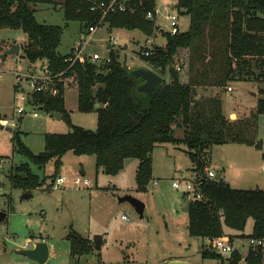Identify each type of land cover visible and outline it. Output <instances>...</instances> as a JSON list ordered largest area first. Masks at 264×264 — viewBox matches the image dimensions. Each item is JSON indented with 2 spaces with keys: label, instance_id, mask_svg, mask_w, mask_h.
<instances>
[{
  "label": "trees",
  "instance_id": "trees-1",
  "mask_svg": "<svg viewBox=\"0 0 264 264\" xmlns=\"http://www.w3.org/2000/svg\"><path fill=\"white\" fill-rule=\"evenodd\" d=\"M93 1L62 0L65 21H78L84 28L96 25L99 12L90 10ZM146 1L132 0L127 10L107 14L104 22L110 29H136L155 36L154 23L145 18L154 0ZM53 2L0 0V29L25 33L21 57L46 66L53 77L44 90L32 93L33 103L50 115L61 113L70 128L65 133H45L44 149L38 153L13 132V150L27 161L10 168L11 187L28 193L45 182L52 187L61 158L70 151L78 156L93 155L96 171L107 175L117 174L125 159H137L135 183L138 190H143L152 178L153 149L163 143L183 144L194 178L201 180L203 194L201 200L187 202L189 236L212 240L224 235V226L242 231L248 218L253 219V225L246 238L264 236V189L233 188L223 178L206 179L204 173L212 145L259 147L255 142L256 119L264 114V98L256 100L248 116L230 119L223 112L220 89L230 82L264 76V0H177L178 15L189 18L187 30L174 35L163 33L164 42L147 48L150 55H141L155 71L168 73V79L161 76L151 95L137 90L142 81L111 50L109 61L101 63L86 58L73 63L65 60L69 53L58 51L63 28L40 23L34 16L35 5ZM182 51L184 57H180ZM176 63L186 67L187 80L182 81ZM65 77L76 82L77 111L96 113L95 129L71 123L64 105V83L59 80ZM176 128L182 129V137L174 135ZM50 162L53 172L48 176L40 177L32 170V166L43 170ZM67 239L74 264H79L81 255L91 253L89 239L77 231L70 228ZM200 254L226 264H263L262 249L253 246L248 247L244 258L236 249L226 257L210 247Z\"/></svg>",
  "mask_w": 264,
  "mask_h": 264
},
{
  "label": "rangeland",
  "instance_id": "rangeland-1",
  "mask_svg": "<svg viewBox=\"0 0 264 264\" xmlns=\"http://www.w3.org/2000/svg\"><path fill=\"white\" fill-rule=\"evenodd\" d=\"M155 1L161 14L164 13V5L171 2ZM34 9L38 22L63 28L59 53L67 54L73 47H82L84 54L98 53L101 60L96 63H101L111 50L121 64L131 69L149 68L168 79L167 71L161 74L158 69L155 71L141 59L144 49L164 42L163 30L169 28L162 16L158 20L163 30H159V26L153 37L136 29H110L106 23L89 34L87 28L82 27L78 21H65L62 0H54L52 4H37ZM188 19L186 15L178 16L180 31L187 30ZM26 39L25 33L19 29H0V49L12 41L24 44ZM107 44L111 47L107 48ZM181 56H185V51L180 53ZM22 65L19 60L9 55L4 65L0 66V118L6 114L10 122L16 119L14 126H8L11 131L0 124V213L5 214L0 221V264H34L13 251L28 237L34 240L47 238L52 242L56 254L46 264H71L67 257V234L70 228L82 236L88 235L92 238L95 234H105V243L99 250H94L92 240L88 238L92 251L80 256L79 264H163V258L173 255H187L189 264H222L218 259L201 257V238L191 237L187 232V214L182 207L188 201L183 188L181 186L176 189L171 184L176 178L191 180L194 177L191 171L192 162L185 153L186 146L183 144L163 143L153 149L152 178L143 190H137L135 183L133 164L137 159L126 160L122 170L115 176L100 173L95 178L94 156H78L68 151L61 158L57 174L65 178L63 188L48 187L45 182L43 186L34 189L29 198H22V189L11 187L8 180L10 168L27 161L13 150V132L19 135L23 144L32 152L38 153L44 149L45 133H65L70 129L65 118H55L37 107V102L33 106H25L21 120L17 121L20 116L15 113L13 115L12 73H25L31 69L21 68ZM35 67L38 70L39 65ZM178 73L182 81L187 80L185 66ZM65 81L64 105L71 123L86 129H95L96 113L77 111L76 82L71 77ZM228 86L232 88L230 91L227 90ZM228 86L220 91L223 112L230 119L248 116L256 100L264 98V76L248 81L230 82ZM33 111L38 115L32 116ZM256 120L255 142L259 143V147L223 143L212 145L208 149L205 169L222 172L223 180L233 188L264 189V114L258 115ZM174 135L182 137V129L176 128ZM81 166L85 175L80 172ZM32 170L40 177L48 176L53 172V164L48 163L43 170L32 166ZM76 176L88 178L89 185L76 186L72 182ZM125 194L145 204L143 217H139L129 202H119V197ZM251 225L253 219L248 218L247 231ZM208 244H205V248H209Z\"/></svg>",
  "mask_w": 264,
  "mask_h": 264
},
{
  "label": "built area",
  "instance_id": "built-area-1",
  "mask_svg": "<svg viewBox=\"0 0 264 264\" xmlns=\"http://www.w3.org/2000/svg\"><path fill=\"white\" fill-rule=\"evenodd\" d=\"M131 1L132 0H94L90 5V10L98 11L99 18L96 25H91L87 28L88 33L89 34L93 33L99 25L105 23L104 17L107 14L112 12H123L127 10L129 8ZM170 1H171L170 3L167 2L164 5V13L161 14L157 2L154 0V6L152 7L151 10L146 11L145 18L154 23L155 30H158L157 28L159 26H160L159 30H163L158 20L159 16H162L163 19L167 21L169 28L165 31L163 30V33L174 35L181 31L179 30L178 27L179 15L176 10L177 0H170ZM88 39H90V35ZM151 53L152 52L149 49H144L141 52V55L147 56L150 55ZM82 58H86L91 62H97L101 60L100 55L96 52L84 54V49L82 47H78L77 49L73 47L69 52V56L65 60L73 63L75 60ZM105 61H109V58L106 57L105 59H103V62ZM175 69L177 71H180L181 66L176 63ZM12 74L14 76V81H13L14 96L12 98L13 115L15 113L18 114L20 117H22L21 114L24 113L25 106L27 105L33 106L34 100L33 97L31 96L32 93L44 90L46 86L53 80V77H51L47 67L43 65H39L38 70L28 69L25 73L20 71H14ZM56 76L59 77L61 76V74ZM66 79H68V77L59 78V80L62 81L64 85L66 84L65 81ZM231 89L232 88L230 86L227 87V90L230 91ZM37 115L38 113L36 111L32 112V116H37ZM1 116L2 117L0 118V124L2 127H7L9 125L14 126L16 124V119L10 122L9 118L6 117V114H3ZM216 172L217 171L215 169H208V168L205 169L204 170L205 178L214 179ZM64 182H65V178L63 176H57L53 181L52 187L56 189ZM72 182L76 186L89 185V179L84 176H76ZM153 183H156V181H153ZM171 184L176 189L182 186L187 201L201 200L203 198V194L201 191V180L198 178L193 177V179L191 180L189 178H185V179L176 178L172 181ZM122 217L124 218V216ZM248 245L253 247H259L264 252V236L255 237V238L250 237L248 239ZM209 247L213 251L221 254L222 256H228L234 250V247L232 246L229 237L226 235H222L212 240H209Z\"/></svg>",
  "mask_w": 264,
  "mask_h": 264
},
{
  "label": "water",
  "instance_id": "water-1",
  "mask_svg": "<svg viewBox=\"0 0 264 264\" xmlns=\"http://www.w3.org/2000/svg\"><path fill=\"white\" fill-rule=\"evenodd\" d=\"M146 2H147L146 0H143V4H145ZM18 52H19V44L10 43L9 47L3 50V52L1 53V57H6L7 55H17ZM131 74H133L136 78H139L142 81V83L138 85L137 90L145 92L148 95H151L154 89L156 88V86L160 84L162 81V77L149 68L136 67L131 69ZM97 105L98 104H95V106ZM51 115L57 119L62 118L61 113L52 112ZM231 117H233L232 114ZM20 120L21 117L18 118V121ZM6 129L8 131L12 130L11 127L8 126L6 127ZM220 178H221L220 172L217 171L214 176V179L218 180ZM30 196L31 193L28 192H24L22 194V198H29ZM118 200L119 202H124V201L129 202L133 206L139 217H143L145 204L141 200L129 194H125L122 197H119ZM187 208H188V203H185L182 209L183 211H187ZM4 217L5 214L1 212L0 221L3 220ZM92 241H93L94 249L99 250L103 242L102 235L95 234L92 238ZM13 251L16 254L22 255L27 259L33 261L35 264H44L49 255V247L45 240L35 241L31 247L14 248ZM167 264H186V262L182 260H170L167 262Z\"/></svg>",
  "mask_w": 264,
  "mask_h": 264
},
{
  "label": "crops",
  "instance_id": "crops-1",
  "mask_svg": "<svg viewBox=\"0 0 264 264\" xmlns=\"http://www.w3.org/2000/svg\"><path fill=\"white\" fill-rule=\"evenodd\" d=\"M10 43H17V42H9L8 43V45L7 46H5L3 49L5 50V49H7L8 47H9V45H10ZM19 44V43H18ZM23 44H19V52H18V54L17 55H10V56H13L16 60H19L23 65H22V67L21 68H24V69H26V68H31V69H35L36 67L35 66H38V62L36 63H33V64H31V63H29L27 60H25L23 57H21V55H22V52L20 53V51H21V46H22ZM107 47L108 48H110L111 47V45L110 44H107ZM72 49V48H71ZM3 52V51H2ZM7 56H9V55H7ZM7 56L6 57H1L0 56V66H2V65H4V63H5V59L7 58ZM22 118V117H21ZM129 158H127V159H125V161L126 160H128ZM124 161V162H125ZM137 164H138V162L136 161L133 165H134V173H135V170H136V167H137ZM94 166H95V158H94ZM80 172H81V174L82 175H85L84 174V169H83V167L81 166L80 168ZM122 170V169H121ZM120 170V171H121ZM220 172V171H219ZM103 174V172L100 170V169H98L96 172H95V178L97 177V175L98 174ZM118 174V173H117ZM117 174H115V175H117ZM115 175H112V176H115ZM220 175H221V178H223V176H222V172H220ZM59 176V175H58ZM134 177H135V174H134ZM225 181V180H224ZM225 182H227V181H225ZM64 184V183H63ZM63 184H61L59 187L60 188H63ZM230 185V184H229ZM107 187H109V184H108V186ZM138 190V189H137ZM144 209H145V207H144ZM186 212V211H185ZM144 213V212H143ZM186 214H187V212H186ZM187 221H188V216H187V218H186V225H187ZM247 225H248V219H247V221H246V223H245V227H244V229L242 230V231H237V230H233V229H231V228H228V227H226V226H224L223 227V231H224V235H226V236H228L229 238H230V242L232 243V246L234 247V249H236V250H238L239 252H240V254L242 255V257L244 258V256L246 255V253H247V250H248V247H249V245H247V240H248V237L246 238V235H248V234H250L251 233V231H252V225H251V227H250V230L249 231H247ZM84 237H86V238H89V239H91L92 240V236H84ZM200 238V237H199ZM38 240H45L46 242H47V244H48V247H49V255H48V258H47V260L45 261V263L44 264H46V262H48V260L50 259V258H53V256L56 254V249H55V247H54V245L52 244V242L49 240V239H47V238H39V239H36V240H34L33 238H26L25 239V241L22 243V244H20V245H18V247L16 246L15 248H22V247H31L32 245H33V243L35 242V241H38ZM102 240H103V242H102V244H101V247H102V245L105 243V234H102ZM201 240H202V244H201V246H202V248H201V250L203 249V248H205V244H208V240H207V238H201ZM92 243H93V241H92ZM208 246H209V244H208ZM94 248V247H93ZM95 250V249H94ZM201 250H200V253H201ZM201 255V254H200ZM82 256V255H81ZM67 257H68V260H70L71 261V264H74V261H73V259L71 258V257H69V242H68V250H67ZM26 258V257H25ZM80 258V257H79ZM79 258H78V261H79ZM27 259V258H26ZM205 259H209V258H205ZM27 260H29V259H27ZM170 260H182V261H185L186 262V264H189V257L187 256V255H173V256H168V257H166V258H163V264H167V262L168 261H170ZM31 261V260H30ZM127 261L129 262L130 260L129 259H127ZM32 263H34L33 261H31ZM221 262V261H220ZM222 263V262H221ZM35 264V263H34ZM70 264V263H69ZM222 264H224V263H222Z\"/></svg>",
  "mask_w": 264,
  "mask_h": 264
}]
</instances>
